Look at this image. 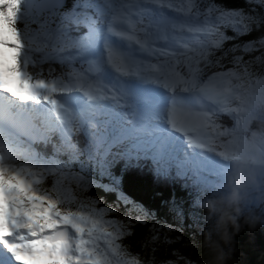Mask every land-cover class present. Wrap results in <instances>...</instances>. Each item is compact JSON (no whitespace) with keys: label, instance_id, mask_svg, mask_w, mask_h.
<instances>
[{"label":"snow or ice","instance_id":"1","mask_svg":"<svg viewBox=\"0 0 264 264\" xmlns=\"http://www.w3.org/2000/svg\"><path fill=\"white\" fill-rule=\"evenodd\" d=\"M64 5L0 0V264H144L123 244L132 233L110 216L116 208L97 207L99 198L82 199L74 190L73 182L76 189L94 185L91 173L83 167V175L71 173L54 157H39L20 136L45 144L56 137L55 153L73 159L86 152L99 176L110 177L117 158L129 167L150 162L163 177L175 169L199 193L216 183L240 147L247 117L264 112V76H254L242 56H233V68L204 78L208 68L223 67L213 57L233 39L219 24L231 25L238 37L261 20L215 4L201 11L198 0ZM241 50L252 52L253 43ZM47 60L67 62L70 70L45 78L36 69ZM76 60L83 61L79 68ZM124 107L129 111L118 110ZM220 113L232 117L231 128L221 130ZM101 126L111 131L100 134ZM80 131L88 138L83 150L74 142ZM111 183L102 187L116 191L118 182ZM119 199L127 200L122 193Z\"/></svg>","mask_w":264,"mask_h":264},{"label":"clouds","instance_id":"2","mask_svg":"<svg viewBox=\"0 0 264 264\" xmlns=\"http://www.w3.org/2000/svg\"><path fill=\"white\" fill-rule=\"evenodd\" d=\"M245 127L247 135L219 179L199 192L198 207L205 211L208 225L205 243L218 256L214 235L225 236L229 225L239 228L241 217L255 221L264 212V112L248 116Z\"/></svg>","mask_w":264,"mask_h":264},{"label":"trees","instance_id":"3","mask_svg":"<svg viewBox=\"0 0 264 264\" xmlns=\"http://www.w3.org/2000/svg\"><path fill=\"white\" fill-rule=\"evenodd\" d=\"M202 1H205V2L213 1L216 5L227 6L228 8L232 9V8L238 7V5H240L242 0H202ZM246 38L247 39L253 38L254 43L259 42L261 39H264V23L260 22L259 26H257V24H255V23H253L252 24V31L250 32V34H247ZM261 46H262V48H259V49L253 51V55L250 58V61L254 62L255 64L259 65L260 67H262L264 69V45H261ZM257 57H260V59L258 60ZM46 146L50 147V149H52V152L55 153L53 145H50L49 143H48V145L47 144H45L43 146L40 145V146H38L39 149L38 148L37 149L41 153L42 152H43V154L45 153L44 155L46 156V153L48 152V148ZM68 153L69 152H63L62 151V152L58 153V155L62 159H64L68 155ZM145 177L146 176L144 175L143 179ZM153 182L155 183V185L160 184V182H156L154 180H153ZM153 182L152 181L150 182L147 179L143 183H139V177H129V178H127V183H125V186H126V184H128L127 187L132 192L134 190H138L139 197L142 195L144 197L150 196L151 202L158 204L159 199L161 198L160 194L166 193L168 190L158 188V190H160V191L156 190L158 194L149 193V189H147V186L151 185L152 187H155ZM190 182H191L190 180L185 182L182 179L181 180L174 179L172 181V183L175 185V189L178 191V193L181 196H183L184 200L189 201L190 203H193L194 202L193 195H194V191L196 189L192 186V184H190ZM104 204L107 205L108 203L104 202ZM159 209L162 210L163 207H159ZM154 210H158V209H154ZM142 223H143V220L139 219L138 223H135L132 225L133 227H128V228H130L132 234L126 236L123 239V244L126 246L127 249H130L133 246H135V247L141 249V251H145V253H147V255L153 256L157 260L164 259L166 257H170V256H173L174 254H176L177 248L172 243L169 244V243H167V241L165 242L161 236H158V239H156V240H153L154 236H152V239L148 240L146 238L147 237L146 231H152L153 233H159V231L156 227L148 226V225H145ZM231 230L232 229H229L228 231L231 232ZM259 233H261V232H259ZM204 234H205L204 232H197L195 236L185 234V235H181V237L176 240L175 245L184 249V252L186 253V255L191 257L192 264H252V263L243 261V259H246V254L248 252L249 253L251 252L253 254L252 251L255 249L253 244L255 242H257V239H254V241H252L247 236L246 237L242 236V239H238L240 236L239 232H237L235 230L232 232V243L229 242L228 244L225 243L223 245L222 256H225L227 254V250L229 247V249L231 250L230 255H235L236 258H238V260H239V263H236L233 261L228 262L226 260L216 261V260L212 259L209 254L202 252L201 248H204V244H202V237L204 236ZM174 236H176V235H174ZM260 237L262 238L263 235L260 234ZM213 239H215L217 241V239L215 237H213ZM263 245H264V243H263ZM233 246H234V249H233ZM260 247H261V245L259 246V248ZM255 251L258 252V250H255ZM211 253H212V250H211ZM261 253H263V252L261 251ZM259 255H261L264 258V255H262V254H259Z\"/></svg>","mask_w":264,"mask_h":264},{"label":"rangeland","instance_id":"4","mask_svg":"<svg viewBox=\"0 0 264 264\" xmlns=\"http://www.w3.org/2000/svg\"><path fill=\"white\" fill-rule=\"evenodd\" d=\"M102 131V129H100ZM107 131V130H106ZM103 134V133H102ZM20 137V140L22 141V143L26 146H29V144L31 143L28 138L26 136H23L21 135ZM53 141L54 142H58V138L54 137L53 138ZM32 148V146H31ZM33 149V148H32ZM39 157H44L45 155H43V153H41L38 149H33ZM39 152H38V151ZM141 166H145V164H141ZM66 170V169H65ZM137 170L139 172V176H135L132 168L130 167H127V168H124L122 171H121V174H119L117 177H115L114 179L118 182H123L122 184H125L127 183V178L129 177H139V183H143L145 180H147V176L149 175H156L158 176L159 178H162L163 180H158L156 182H160L159 185H156L155 187H152L151 185H148L147 186V189H149V193H157V191H160L158 190L159 189H165L166 187H168V193H162L160 194V197L162 199L163 202H165L166 204L170 203V207L168 206V209H171V210H176V207H178L179 205H182V204H179L177 202H179L180 200H182L185 204L187 205H190L191 207L193 206V203H190L189 201H185L183 196H181L178 191L175 189V185L172 183V181L174 179H177V180H183V181H189V179L187 177H179L176 175V170L173 169L172 170V174L171 176L169 177H163V176H160V175H157L156 173H153L147 169L143 170V171H140L139 170V167L137 165ZM67 171V170H66ZM148 173V175H147ZM146 176L144 179H143V176ZM111 178V176H107L106 178V181L104 183V185H107L108 184V180ZM148 181H150L148 179ZM151 182V181H150ZM153 182V181H152ZM191 184V182H190ZM111 186L113 187L112 183L110 182L109 184V188H111ZM157 190V191H156ZM110 195H113L112 191H107ZM141 194V193H140ZM129 195V200H131V203L132 205L127 202V203H124L126 206H130V208H134L133 205L135 204H144V202L148 203V204H151L155 207H158L156 205H159V204H156L154 202H151V198L150 196H147V197H144L142 194V196L139 197V192L138 190H134L132 193L128 194ZM199 197V193L197 191L194 192V195H193V200L195 201L197 198ZM145 200V201H144ZM183 203V204H184ZM106 206H110L109 204L105 205L103 204L102 207H106ZM112 207V206H111ZM180 209L184 212H187L189 213L192 217L193 216V213L196 214L195 216V219H197L196 221L197 222H201L203 224V227L199 230V231H196L197 232H204L205 228H207V221L205 219V211L203 209H201L200 207H195L194 209H188L184 206H180ZM132 211V210H131ZM133 215L135 214H139L140 215V220H143V215H141V211L138 210V211H132ZM110 216L112 218H118V214L115 212V213H111ZM183 222H181V226L180 228L182 230H176V237L179 236L181 237V235H184L182 231H186L189 229V227H186L185 225L182 224ZM192 224V223H191ZM259 224V225H258ZM128 226L130 227H133L132 226V222L131 223H127ZM229 229H232L231 232L230 231H227V235L225 236H216L214 235V237L217 239V241L219 242V249H220V255L218 256L217 255V252L213 251L212 250V253H211V249L206 245L205 243V234L204 236L202 237V244H204V248H201V251L206 253V254H209L210 257L216 261H228V262H236V263H239V260L238 258H236L235 255H230L231 254V250L229 249L228 247V250H227V254L225 256H222V249H223V245L226 243L228 244L229 242L232 243V232L235 230L237 232H239L240 236L238 239H242V236L243 237H249L250 240L254 241V239H257V242H255L253 244V246L255 247V249L252 251L253 254L250 252H248L246 254V259H243V261H246V262H249V263H252V264H264V258L259 255V254H262L264 255V219L260 218L258 216V218L255 220V221H247L245 220L243 217H241V219L239 220V228L236 229V228H233L231 225H229L228 227V230ZM261 232V233H259ZM205 233V232H204ZM146 234H149V231H146ZM260 234L263 235V237L261 238L260 237ZM169 241H174L175 240V236H169ZM176 243V242H175ZM261 245V247L259 248V246ZM233 249H234V246H233ZM255 250H258V252H256ZM261 251L263 253H261Z\"/></svg>","mask_w":264,"mask_h":264},{"label":"bare ground","instance_id":"5","mask_svg":"<svg viewBox=\"0 0 264 264\" xmlns=\"http://www.w3.org/2000/svg\"><path fill=\"white\" fill-rule=\"evenodd\" d=\"M81 29H84V28H81ZM84 30H86V29H84ZM20 138H22V137H20ZM54 143H57V142H52V143H49L50 145H53ZM40 145H45L44 143H42V142H40V141H35V142H31V146H33L32 148L33 149H37L38 148V146H40ZM48 145V144H47ZM37 146V147H36ZM47 148H48V146H46ZM50 148V147H49ZM39 149V148H38ZM42 149V148H41ZM40 149V150H41ZM38 151V150H37ZM42 151V150H41ZM44 151V150H43ZM46 151V150H45ZM39 152V151H38ZM43 153V152H42ZM45 154V153H44ZM43 154V155H44Z\"/></svg>","mask_w":264,"mask_h":264}]
</instances>
